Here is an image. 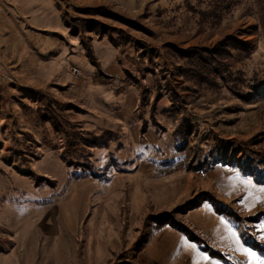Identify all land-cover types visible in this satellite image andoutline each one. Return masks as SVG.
<instances>
[{"label":"rangeland","instance_id":"obj_1","mask_svg":"<svg viewBox=\"0 0 264 264\" xmlns=\"http://www.w3.org/2000/svg\"><path fill=\"white\" fill-rule=\"evenodd\" d=\"M66 1L58 35L0 8V264H193L175 220L259 264L264 185L240 166L264 151V0ZM220 42L232 77L181 75L177 51Z\"/></svg>","mask_w":264,"mask_h":264},{"label":"trees","instance_id":"obj_2","mask_svg":"<svg viewBox=\"0 0 264 264\" xmlns=\"http://www.w3.org/2000/svg\"><path fill=\"white\" fill-rule=\"evenodd\" d=\"M226 46L220 42L213 49L192 47L188 50H179L176 52V57L180 61L181 70L180 73L185 78H193L202 84H208L216 86V81H227V77H232L233 72L226 62ZM96 62V61H95ZM97 64V62H96ZM240 72V71H239ZM55 125H59L56 118H54ZM66 136L69 144L72 147H76L75 141L71 138L70 134L66 130ZM261 159L256 160L254 158L247 159L240 166L243 173L251 175L255 178L256 182L260 185H264V151H260ZM206 201H211L216 206V212L219 215H224L230 220L237 222L239 219L234 216L232 210L228 205L219 203V201L211 195H205ZM166 218V215H162L158 220ZM159 224L162 221H158ZM175 227L186 235L188 240L197 243L201 250L207 253L212 258L223 259L227 264H241L240 259L235 256H229L217 249H215L198 231L196 228H192L180 220H175ZM249 243V241H246ZM252 248L260 252L264 256V248L261 249L260 243H249ZM138 258V257H137ZM126 262V261H123ZM136 264H158L156 261H149L145 257L136 260Z\"/></svg>","mask_w":264,"mask_h":264},{"label":"crops","instance_id":"obj_3","mask_svg":"<svg viewBox=\"0 0 264 264\" xmlns=\"http://www.w3.org/2000/svg\"><path fill=\"white\" fill-rule=\"evenodd\" d=\"M6 1L7 0H0V8L3 7L4 9L7 8L9 10L11 9L12 11H15V13L20 15V20L32 25L35 28L41 29L43 31L53 30L56 34L57 31L61 30V26H63L62 8L58 6V2H63V0H10L9 2L11 3V6L9 7H7ZM87 1L95 2L98 0ZM106 1L114 2L113 0ZM141 8L137 10H140ZM58 34L60 33H57V35ZM54 45L55 46H51L49 50L56 48L55 43ZM71 46L73 47L74 45L71 43ZM64 49L67 50L66 46L65 48L62 45L58 47V50L60 51H63ZM106 51H116V49L113 47H107ZM166 230L175 236L176 239L174 244L167 248L168 251H172L174 254L179 255L181 259H188L193 264H202V262L206 260L205 252L201 250L197 243L188 240L186 235L172 228H168ZM151 244L153 245V239L150 241V245ZM154 261H156V259ZM156 262L158 263V261Z\"/></svg>","mask_w":264,"mask_h":264},{"label":"snow or ice","instance_id":"obj_4","mask_svg":"<svg viewBox=\"0 0 264 264\" xmlns=\"http://www.w3.org/2000/svg\"><path fill=\"white\" fill-rule=\"evenodd\" d=\"M232 236H233V237H236V233H235V232H232ZM236 242H237V244L239 243V239H238V238L236 239ZM193 247H194V245H193ZM243 251H244L248 256H252V257H254V256L256 255L255 252H252V251H250L249 249H243ZM249 264H251V261L249 262ZM259 264H264V260L259 261Z\"/></svg>","mask_w":264,"mask_h":264},{"label":"built area","instance_id":"obj_5","mask_svg":"<svg viewBox=\"0 0 264 264\" xmlns=\"http://www.w3.org/2000/svg\"><path fill=\"white\" fill-rule=\"evenodd\" d=\"M78 72V70L77 69H74V73H77Z\"/></svg>","mask_w":264,"mask_h":264}]
</instances>
